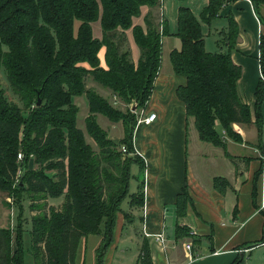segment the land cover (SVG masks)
Here are the masks:
<instances>
[{
	"label": "trees",
	"instance_id": "16d2710c",
	"mask_svg": "<svg viewBox=\"0 0 264 264\" xmlns=\"http://www.w3.org/2000/svg\"><path fill=\"white\" fill-rule=\"evenodd\" d=\"M231 1L209 0L201 12V21L210 22ZM250 1L258 13L264 0ZM157 4L159 0H0V71L21 104L7 98L0 81V192L7 197L25 194L29 199L34 264H75L80 239L95 233L102 235L97 249V264H102L104 252L113 241L122 202L130 196V206L142 204L141 192L130 194L131 165L143 167L138 156L130 155L134 152L136 116L86 87V78L90 76L118 99L126 103L136 99L139 109L146 108L160 67L161 38L169 34L168 24L165 19L153 23L146 16L144 29L133 25V18L140 15L141 6ZM96 20L100 21L101 39L92 35L91 22ZM260 20L261 78L255 89V122L261 134L264 20ZM228 27L227 50L208 52L200 21L188 7L181 6L175 33L180 47L169 54L174 73L186 77V83L176 89L177 97L185 104L186 116L194 118L202 141L221 147L224 141L216 121L234 140L240 137L232 125L252 122L249 105L237 91L241 67L230 55L237 35L231 16ZM130 28L140 50L136 63L124 43L125 30ZM102 46L106 67L99 65L98 51ZM80 95L88 101L85 131L98 150L76 125L79 108L72 97ZM97 114L111 122L120 121L123 137L111 139L98 124ZM20 147L26 152L22 162L17 160ZM29 155L33 156L32 168L26 166ZM20 167L22 173L18 176ZM59 197H63L61 203L49 204L48 199ZM188 200L183 189L175 202L179 217L184 215ZM19 207L14 250L12 230L0 228V264H25L23 204L19 203ZM189 232L184 225H176L177 239H194ZM239 261L238 256L230 264ZM136 264H153L146 237Z\"/></svg>",
	"mask_w": 264,
	"mask_h": 264
},
{
	"label": "crops",
	"instance_id": "0c3cea01",
	"mask_svg": "<svg viewBox=\"0 0 264 264\" xmlns=\"http://www.w3.org/2000/svg\"><path fill=\"white\" fill-rule=\"evenodd\" d=\"M208 2L159 0L156 6H141L140 15L133 18V25H140L144 29L146 16L156 24L165 19L169 31L161 38L159 71L150 99L143 109L145 112H156V120L148 125L136 123L132 139L143 167L138 166L142 176H136L137 184L131 194L141 192L142 204L146 202L147 212L143 219L142 204L129 208V197L128 205L117 213L113 241L104 252L102 264H136L144 237L143 226L150 232L162 229L167 239V246L162 249L152 238H147L153 264H230L238 256V264H264V97L261 134L255 122V89L261 78L259 39L263 25L260 19L264 20V3L259 4L258 14L250 0H233L224 4L219 15L206 23L201 21L200 15ZM181 6L188 7L200 21L204 47L208 52L227 50L225 39L229 16L237 26L230 55L232 61L241 67L237 91L249 105L252 122L234 123L233 130L240 137V140H234L225 134L216 121L215 126L223 137L224 147L202 141L195 128L194 118L186 116L185 104L176 94L177 87L186 83V77L175 74L172 65L167 73L161 71L163 46L168 48V56L173 49L180 47V40L175 33L177 10ZM93 23H96L95 28ZM77 25L78 22L75 29ZM91 27L93 37L101 39L100 21L91 22ZM210 35L218 47L215 51L206 47V36ZM125 37V46L136 63L140 50L131 28L125 30ZM104 55L105 47L102 46L98 51L99 65L102 67H106ZM102 91L109 93L113 99L109 89L104 88ZM141 125L148 127L146 136L139 133ZM183 189L187 191L189 200L184 215L179 217L175 202ZM62 199L50 198L48 202L57 205ZM22 217L24 221L23 214ZM16 224L17 221L14 224L10 216L0 218V228L11 227L12 250L15 249L13 226ZM177 224L187 227L193 235L191 258L185 249H178L176 241L182 242L189 237L176 238ZM137 227L142 233L141 241L138 239ZM90 239H93L91 251L94 252L90 264H97V249L102 241L99 233L80 239L75 264H86ZM28 253L29 263L34 264L29 248Z\"/></svg>",
	"mask_w": 264,
	"mask_h": 264
},
{
	"label": "rangeland",
	"instance_id": "374dc122",
	"mask_svg": "<svg viewBox=\"0 0 264 264\" xmlns=\"http://www.w3.org/2000/svg\"><path fill=\"white\" fill-rule=\"evenodd\" d=\"M96 23H93V26L95 28ZM214 38L212 35L210 36H206V47L207 49H211L212 51H215L218 47L216 46V44L214 43ZM171 63L169 60V56H168V48L164 45L163 46V56H162V64H161V71L163 73H167L168 70L170 69ZM0 81H1V86L4 89L5 95L7 96V98L13 102H16L17 104L21 105L17 95H15L13 93V91L11 90L9 83L5 77L4 72L1 70L0 71ZM86 87L89 88H93L96 92L103 94V96H105L112 104H114V101L112 99V97L110 96L109 93H106L102 90H104V88L98 84L97 82L93 81L92 78L90 76H88L86 78ZM108 92V90H107ZM73 103H75L79 110L77 113V122L76 125L78 128L82 129L84 131V135L85 138L87 140V142H89L94 150H98V147L96 145V143L92 140V138L86 133L85 131V123H84V119L86 117V115L88 114V101L86 99V97L84 95H80V96H73L72 97ZM138 101L136 99H132L130 102L126 103L122 100H118L114 105L118 106L122 111H125L127 108L130 109L129 113H133L134 116H136V119L139 117L140 113H141V109H139L137 107ZM25 114V112H24ZM97 118V122L98 124L106 131V133L108 134V136L111 139H114L116 141L120 140L123 137L124 134V129H123V125L120 121L118 122H111L109 121L106 117H104L101 114H97L96 116ZM147 126L141 125L139 133L142 136H146L148 134L147 132ZM22 138V133L20 134V139ZM137 139H139V136L137 135ZM18 152H20L22 154V159L21 162L24 158H26V152L24 151L23 147H20L18 149ZM130 155H135L137 156V154L135 153H130ZM26 166L28 167H34V163H33V156L29 155L28 160L26 161ZM131 179H130V194L133 190H135L136 187V176H138L139 178L142 176L141 172L139 171L138 165L137 164H132L131 165ZM20 173H22V167L19 168V173L18 176H20ZM53 172H49V174H52ZM16 182H18V179L16 180ZM130 196H127L124 201L121 204V209H124L126 207V205H128L129 201H127L129 199ZM63 198V197H61ZM19 203L23 204V215L25 216V220L23 221L22 219V226L24 229L23 232V248L25 249V263L26 264H30L29 260H28V248L30 249V228H31V224H30V213H29V208H28V204H29V199L27 197V195L25 194H16L13 197H7L6 195H4L3 193L0 192V218L3 217H7L10 216V218L13 219L14 224L17 221L16 219V215L20 214L19 211L21 207H19ZM55 203H57V199L55 201ZM131 206L129 205V208ZM128 208V209H129ZM133 210V208H131ZM142 211V209H141ZM23 218V217H21ZM9 221V220H8ZM128 221V220H127ZM129 223V222H127ZM19 227V226H18ZM9 228L11 229V227L9 226ZM14 230L17 229L16 225L13 226ZM137 235L138 237L140 236L139 241H141V237H142V233L140 231V228L137 227ZM190 236L191 233L189 232ZM93 239H90L89 243H88V249L86 252V264H90V258L91 256L94 254L93 251H91V246H92V242ZM194 242V239H192L191 237L189 238H185L182 242L181 241H176V244H178V249L183 248L184 249V244L185 243H190L192 245V243ZM90 245V246H89ZM93 250V249H92Z\"/></svg>",
	"mask_w": 264,
	"mask_h": 264
},
{
	"label": "built area",
	"instance_id": "2783aa9c",
	"mask_svg": "<svg viewBox=\"0 0 264 264\" xmlns=\"http://www.w3.org/2000/svg\"><path fill=\"white\" fill-rule=\"evenodd\" d=\"M119 99L113 95V101H114V104L118 101ZM141 113L139 115V117L136 119V123L137 125L138 124H145V125H148V124H151L153 123L155 120H156V112H145L143 109H141ZM121 151L123 153L126 152V148L124 145L121 146ZM135 154H139V152L134 149V152ZM22 159V154L20 152H18L17 154V160H21ZM144 193H145V186H144ZM147 212V204L146 202L144 201L143 204H142V215H143V219L145 217V214ZM143 236L146 237V238H152V240L154 242H156V244H158L160 246V248L162 249H165L166 246H167V239H166V236H165V233L162 229H159L157 230L156 232H150L148 230H146L143 226ZM184 249L189 253V258L193 257V254H192V245L190 243H185L184 245Z\"/></svg>",
	"mask_w": 264,
	"mask_h": 264
},
{
	"label": "water",
	"instance_id": "95a60500",
	"mask_svg": "<svg viewBox=\"0 0 264 264\" xmlns=\"http://www.w3.org/2000/svg\"><path fill=\"white\" fill-rule=\"evenodd\" d=\"M39 102H40V100H38V103L37 104H39Z\"/></svg>",
	"mask_w": 264,
	"mask_h": 264
}]
</instances>
